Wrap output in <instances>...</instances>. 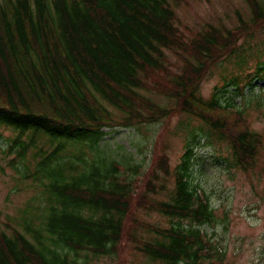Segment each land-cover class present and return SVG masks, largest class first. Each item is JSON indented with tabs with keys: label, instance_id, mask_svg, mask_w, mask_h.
Segmentation results:
<instances>
[{
	"label": "trees",
	"instance_id": "1",
	"mask_svg": "<svg viewBox=\"0 0 264 264\" xmlns=\"http://www.w3.org/2000/svg\"><path fill=\"white\" fill-rule=\"evenodd\" d=\"M184 1L0 0V128L15 135L6 151L19 147L18 157L30 149L44 155L35 170L42 201L33 208L39 212L29 223L24 219L35 243L7 225L9 232L0 231V264H77L69 253L114 257L125 243L159 264H222L223 254L199 229L214 216L208 197L181 174L192 154L188 144L173 188L157 201L152 180L159 173L170 176L165 151L158 153L157 146L144 193L116 177V166L105 176L98 167L77 174L63 158L69 154L83 162L104 129L161 121L167 126L184 115L199 120L209 139L229 146L235 167L254 169L264 151L262 136L250 130L243 111L229 102L223 106L216 93L204 99L199 87L224 59L235 60L223 76L226 85L237 90L264 79V62L257 59L250 74L253 49L239 44L264 30V0H244L250 19L238 16L236 27L206 24L190 39L175 25L173 3ZM166 51L181 62L179 71L170 69ZM141 91L171 99L174 106L164 108ZM139 209L174 225L161 229L140 222L134 217ZM33 220L39 229L29 225ZM140 230L160 241L142 240Z\"/></svg>",
	"mask_w": 264,
	"mask_h": 264
},
{
	"label": "rangeland",
	"instance_id": "2",
	"mask_svg": "<svg viewBox=\"0 0 264 264\" xmlns=\"http://www.w3.org/2000/svg\"><path fill=\"white\" fill-rule=\"evenodd\" d=\"M169 2L172 4L171 0ZM173 5L175 25L186 39L192 38L206 24L224 25L232 29L238 24V16L244 20L250 19L244 0H185L177 6ZM239 44L242 48L253 49V58L248 63L249 73L252 74L255 64L258 61L264 62V30L242 39ZM166 54L170 69L173 72L179 71L181 62L168 51ZM234 61L224 59L211 67L200 84L199 95L207 100L212 93H216L221 102H229L244 109V118L250 130L262 134L264 138V81L256 79L252 86L237 90L226 85L223 76L234 69ZM140 93L164 108L174 106V101L166 100L164 96L146 91ZM110 110L117 118L120 117L116 110ZM104 131L106 135L94 150L86 152L83 162L69 154L63 155L65 161H71L76 167L74 173L88 174L93 167H98L105 176L116 164L114 175L128 182L132 192L144 193L143 180L152 164L154 147L157 146L158 153L165 151L170 171V176L159 173V180H152L158 191L152 198L155 201L162 200L164 194L174 186V171L180 165L188 144L192 154L186 171L181 174L191 187L208 197L214 211L212 221L203 223L199 227L200 231L210 239L214 249L223 254L222 264H264L263 150L255 168L243 172L235 167L225 142L209 139L206 127L199 120L184 115L172 117L167 126L161 121ZM14 137L10 131L0 128V231L9 232V225L35 243L26 234L27 224L24 219L29 223L32 215L39 212L33 208L38 207L36 204L42 201L35 170L44 155L38 154L36 149H30L24 156L18 157L19 147L11 153L7 152ZM162 185L164 191L159 189ZM134 217L161 229L174 225L155 211L146 209H139ZM29 225L39 229L36 220ZM138 235L147 242L160 241V236L152 232L140 230ZM69 259L77 264H159L134 251L129 243H125L114 257L96 258L88 252H80L78 256L69 253Z\"/></svg>",
	"mask_w": 264,
	"mask_h": 264
}]
</instances>
